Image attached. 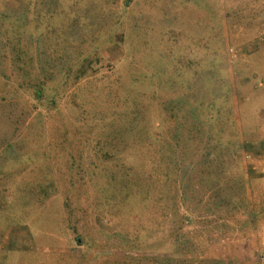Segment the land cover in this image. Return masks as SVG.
<instances>
[{"label":"rangeland","instance_id":"rangeland-1","mask_svg":"<svg viewBox=\"0 0 264 264\" xmlns=\"http://www.w3.org/2000/svg\"><path fill=\"white\" fill-rule=\"evenodd\" d=\"M263 16L0 0V264H264Z\"/></svg>","mask_w":264,"mask_h":264},{"label":"trees","instance_id":"trees-1","mask_svg":"<svg viewBox=\"0 0 264 264\" xmlns=\"http://www.w3.org/2000/svg\"><path fill=\"white\" fill-rule=\"evenodd\" d=\"M30 1H32V0H30ZM43 1V0H42ZM30 6V4H27L26 3V7H29ZM103 57V56H102ZM99 58H101V56H97V58L96 59H99ZM87 63V65L89 64V61H88V58L87 57H85L84 58V60H83V62L82 63H80L77 67H78V69H82L84 66H85V64ZM80 76H78V78H79ZM44 94H43V92H42V90L40 89H37L36 90V93H35V96L38 98V100H40V101H42V99H43V96ZM51 101H54V100H51ZM116 120V119H115ZM114 120V121H115Z\"/></svg>","mask_w":264,"mask_h":264},{"label":"crops","instance_id":"crops-1","mask_svg":"<svg viewBox=\"0 0 264 264\" xmlns=\"http://www.w3.org/2000/svg\"><path fill=\"white\" fill-rule=\"evenodd\" d=\"M261 22H264V16H263L260 20H258V25H257V27H260L259 23H261Z\"/></svg>","mask_w":264,"mask_h":264}]
</instances>
